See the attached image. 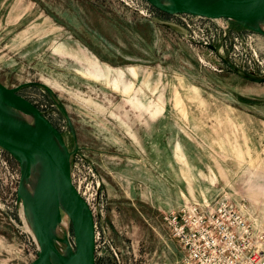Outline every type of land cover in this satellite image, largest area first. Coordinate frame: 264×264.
I'll return each mask as SVG.
<instances>
[{"label": "rangeland", "instance_id": "374dc122", "mask_svg": "<svg viewBox=\"0 0 264 264\" xmlns=\"http://www.w3.org/2000/svg\"><path fill=\"white\" fill-rule=\"evenodd\" d=\"M263 79L264 36L229 20L145 0H0V83L23 85L68 152L77 147L72 181L94 207L95 264H183L162 210L130 194L153 171L171 170L172 205L229 199L264 228ZM18 178L0 148V264L38 252Z\"/></svg>", "mask_w": 264, "mask_h": 264}, {"label": "water", "instance_id": "95a60500", "mask_svg": "<svg viewBox=\"0 0 264 264\" xmlns=\"http://www.w3.org/2000/svg\"><path fill=\"white\" fill-rule=\"evenodd\" d=\"M158 11L170 15H187L208 20H229L242 24L264 16V0H145ZM251 28V27H249ZM263 35L264 32L251 28ZM264 82V79L261 80ZM0 83V148L18 164L17 199L32 220L38 250L30 264H95V222L93 213L71 180V157L62 135L42 112L18 94L19 89ZM26 111L29 123L20 121L8 108ZM32 167L38 172L32 184ZM65 215L72 228L73 247L69 262L57 250L62 242L54 235L56 224ZM67 245L70 247L68 240Z\"/></svg>", "mask_w": 264, "mask_h": 264}, {"label": "built area", "instance_id": "2783aa9c", "mask_svg": "<svg viewBox=\"0 0 264 264\" xmlns=\"http://www.w3.org/2000/svg\"><path fill=\"white\" fill-rule=\"evenodd\" d=\"M72 183L94 216L89 190ZM162 223L183 253V264H264V228L229 199L188 200L164 213ZM96 239L95 226V253Z\"/></svg>", "mask_w": 264, "mask_h": 264}, {"label": "crops", "instance_id": "0c3cea01", "mask_svg": "<svg viewBox=\"0 0 264 264\" xmlns=\"http://www.w3.org/2000/svg\"><path fill=\"white\" fill-rule=\"evenodd\" d=\"M136 163L141 164V163H139V161H136ZM137 166L140 167L141 165H137ZM106 174H107L108 180H112V181L115 180L114 177L111 175L112 172L106 170ZM108 176L111 179H109ZM171 176H172L171 170L168 171V176L166 178H162V179L160 178L159 172L153 171V173L150 175L152 185H150L148 187L146 185H144L143 190L141 188H138L137 191H139V192L132 191L130 194H134V195H132L133 199H137L140 203L145 204V205H148L150 203L151 204L150 206H152L156 210H162L163 213H167L169 211H175L181 206L182 203H176V204L172 205V179H171ZM104 180L106 182V185L104 187L105 191L109 192L110 191L109 185H108L105 178H104ZM161 189L167 195L166 197H162V194L160 193ZM155 196L157 197L158 200H160V196H161L163 199L162 202L159 201L158 203H155L156 202ZM134 197H137V198H134ZM133 199H129V200H133ZM152 203H155V205H153ZM162 225H163V223H162ZM163 227H164V225H163Z\"/></svg>", "mask_w": 264, "mask_h": 264}, {"label": "bare ground", "instance_id": "6f19581e", "mask_svg": "<svg viewBox=\"0 0 264 264\" xmlns=\"http://www.w3.org/2000/svg\"><path fill=\"white\" fill-rule=\"evenodd\" d=\"M164 1V0H162ZM165 3V1H164ZM246 25H248L249 27L255 29V30H259L261 32H264V16L258 20L246 23ZM1 106L8 108L20 121L24 122V123H29V117L26 114V111L22 108L16 107V106H5L4 104H1ZM37 172L38 169L37 167H32V173L30 176V181L33 184L35 182V178L37 176ZM23 215H24V222L26 224L27 229L31 231V233L33 234L34 237V233H33V225H32V220H31V216L29 214V212L23 208ZM54 235L59 238V240H61L62 242H57L56 246H57V250L63 254L66 262H69L70 256L72 254V246L70 244V241L68 239V234H67V228L64 224V219H62L61 222H59L58 224H56L55 228H54ZM35 238V237H34ZM66 240H68L70 247L67 245ZM41 249V246L38 245V250ZM48 264H53L52 261H49Z\"/></svg>", "mask_w": 264, "mask_h": 264}]
</instances>
